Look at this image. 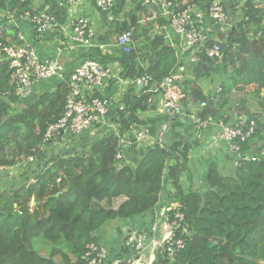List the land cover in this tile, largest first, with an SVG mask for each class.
Wrapping results in <instances>:
<instances>
[{
	"label": "trees",
	"instance_id": "obj_1",
	"mask_svg": "<svg viewBox=\"0 0 264 264\" xmlns=\"http://www.w3.org/2000/svg\"><path fill=\"white\" fill-rule=\"evenodd\" d=\"M65 1L59 0L63 4ZM214 1L191 3L207 13ZM253 1L247 3L234 30L223 38L224 44L214 39L206 43V49L221 47L222 60L209 59L203 49L198 56L190 52L186 57L189 61L198 57L189 67L166 40L165 32H160L170 24L160 7L143 3L133 24L120 35L133 31L132 50L122 53L125 72L130 79L149 75V87L132 93L125 108L115 109L110 122L118 135L106 130L100 140L66 156L52 153L48 159L47 147L53 142L45 145L44 138L49 125L64 116L68 83L33 97L23 106L9 63L0 60V166L9 169L33 158L23 172V181L0 191V264H86L83 255L90 244H99V231L109 223L144 218L160 207L165 193L170 202L179 203L169 213L171 221L174 213H181L184 220L180 224L189 235H185L186 247L178 257L170 259L160 249L153 264H264V52L255 49L264 47V30L258 42L251 41L245 32H251L255 21L263 19ZM33 7V0H0L1 20L35 14L38 11ZM176 8L182 10L184 6ZM0 42L8 43L6 37ZM235 46L240 47L236 54ZM180 64L186 68L180 82L182 105L188 110L192 130L182 114L149 122L140 118L150 109L153 97L161 94L162 81ZM215 76L227 78V82L224 79L221 89L209 96L200 83ZM253 84L257 89L252 95L233 98L235 86L243 92ZM95 97L102 98L99 93ZM189 103L199 108L195 115L189 111ZM193 118L233 128L238 118L245 120V131L252 128L253 133L240 143V155H252L255 161L239 160L233 173H221L211 165L200 190H185L182 178L191 169L189 155L194 149L191 136L204 129ZM164 124L170 128L162 146L154 144L133 164L127 153L118 166L119 141L132 128L145 127L157 139ZM167 185L173 193H168ZM112 253L114 250L108 253L105 264H114L115 259L125 260L119 264H134L141 255L134 257L126 246L118 254Z\"/></svg>",
	"mask_w": 264,
	"mask_h": 264
},
{
	"label": "crops",
	"instance_id": "obj_2",
	"mask_svg": "<svg viewBox=\"0 0 264 264\" xmlns=\"http://www.w3.org/2000/svg\"><path fill=\"white\" fill-rule=\"evenodd\" d=\"M50 1V4H48ZM33 0L34 11H38L35 14L40 15L48 14L55 19L54 26L50 27L47 31L42 33L35 32L34 28L22 19H6L5 22L0 17V39L2 37L7 38V42L16 45H23L31 48L36 56L43 62H58L62 66V71L54 78L46 81H41L33 84L31 95L26 100H22V105L27 106L31 103L33 97H39L44 92L54 91L60 84L68 81L70 74L74 70L87 61H98L102 65L106 66L111 71L110 81L106 86L96 89L99 95L109 103V115L105 119V123L95 126V129L85 131L84 133L72 136L64 135L56 143H60L57 152L53 154L59 156H66L77 151H82L96 142L105 135L106 130H114L118 135V130L113 129V124L110 122L115 116V109L117 107L125 108L129 102L130 95L135 92H139L134 86V79H130L125 72L122 63V51L117 44V39L120 33L127 26H131L137 16L138 9L149 0H138V4L135 5L136 0H110L113 1L112 8L110 11H104L98 8V3L103 0H84L82 4L78 6H66L60 3L59 0ZM174 7L181 4L184 5L186 2L192 0H171ZM226 9H229V19L224 26L217 27L214 22L205 17L202 20V27L210 31V39L222 42L224 44V37L230 30H234L237 23L244 13L245 7L250 0H220ZM176 5V6H175ZM253 6L263 16L261 21L256 20V26L250 27L251 32L246 29V33L249 34L251 41H260L262 36L261 29L264 30V0H254ZM153 10H151V14ZM161 13V11H160ZM77 16H86L90 19L91 26L94 35L91 39V46H80L72 42L71 36V23L72 20ZM166 19V18H165ZM168 20V19H167ZM2 23V24H1ZM257 23H261L260 25ZM145 23H143L144 25ZM157 31V24L155 25ZM165 32L166 40L169 42L171 47L175 49L185 61V64L189 67L191 62L189 58H186L191 51H187L184 48V41L179 37L170 24L164 25L160 28V32ZM99 45V46H98ZM102 45L104 48H101ZM257 53L264 52V47L256 46ZM247 50V47H246ZM240 51V47L235 46L234 53ZM247 57L249 55L247 54ZM0 60H6L0 56ZM194 76V75H193ZM192 76V77H193ZM227 82V78H224ZM223 78L215 76L210 80L200 83L204 89V92L213 96V93L221 89L223 84ZM237 88L233 89L234 99L238 100L244 98L246 95H252L257 86L255 84L247 86L245 91L238 92ZM264 92V89L262 90ZM86 97H92L94 93L85 94ZM213 99V98H212ZM234 100V101H235ZM250 103V101H249ZM21 105V107H23ZM256 103L253 104V108H256ZM189 111H193L195 115L198 111V107L193 103L187 104ZM207 108L211 106V100L206 105ZM205 106V107H206ZM18 110H20L18 108ZM163 110V97L162 94L155 95L151 102L150 109L141 114L140 118L149 122L153 118L164 117ZM183 118L189 125V129L192 130L191 122H189L188 110L183 104L182 109ZM218 121V124L221 122ZM193 124V123H192ZM145 127L139 129L132 128L131 132L122 139L128 141V148L124 152L129 153L131 163L133 164L137 158L145 152L148 148L154 146L157 143L150 134L149 138L139 143L138 132ZM198 131L194 136H191L192 143H198L197 150H191L190 154V167L191 169L182 178V187L187 190H200L203 187V181L206 178L211 165H216L221 173L230 172L233 173L236 168L237 154H235L226 142L220 138L221 127L216 124H208ZM31 166V163L25 162L22 164V172L27 169V166ZM122 165H118L119 167ZM7 189V188H6ZM5 189H0L4 191ZM168 191V190H167ZM169 193V191H168ZM163 196L160 207L156 208L153 212L146 215L144 218H137L129 222H114L109 223L104 229L97 233L99 244L105 247L109 252L114 250L113 254H118L119 251L124 248L126 237L129 232L138 231L145 232L147 234V244L145 251L142 252L140 258L134 264H153L157 254L161 248L162 243L170 232V225L167 219L162 216L165 210L177 207L176 202H170L168 197ZM111 255V254H110ZM111 258V257H110ZM116 260V259H115ZM113 261L114 264L124 263L125 260ZM132 259H130V262ZM107 263V262H105Z\"/></svg>",
	"mask_w": 264,
	"mask_h": 264
},
{
	"label": "built area",
	"instance_id": "obj_3",
	"mask_svg": "<svg viewBox=\"0 0 264 264\" xmlns=\"http://www.w3.org/2000/svg\"><path fill=\"white\" fill-rule=\"evenodd\" d=\"M84 0H66V6H78ZM112 1L103 0L98 3V8L109 11L112 8ZM148 4H156L160 7L161 14L170 22V26L176 34L184 41V48L187 51L194 52L197 56L205 49V54L209 59L222 60L223 54L221 47L216 45L206 49V43L210 39V31L202 27V20L205 17L210 18L217 27L224 26L228 19V11L220 0L214 1L208 9V12H202L197 4L186 2L184 9L178 10L174 7L171 0H149ZM22 20L29 23L37 33L47 31L54 26L55 19L48 14H31L26 13ZM71 40L80 46H91V39L94 35L90 19L86 16H77L72 20ZM133 42V32L126 31L122 33L117 41L118 46L125 54L131 52V44ZM99 46V45H98ZM101 48H104L100 45ZM195 55L190 62L194 63L198 57ZM0 56L9 63L12 73V79L16 85V95L20 100H26L31 95L34 83L50 80L56 77L61 71L62 66L58 62H43L35 54V52L23 45L3 44L0 42ZM186 71L184 65H179L176 71L165 78L160 84V90L163 97V114L167 119H171L182 113V100L184 94L180 88V82L183 79L182 73ZM111 78L110 69L99 63L98 61H87L82 66L77 67L70 76V92L67 98L64 116L56 123L49 125L46 132L44 143L58 141L64 135L77 136L91 127L105 123V119L109 114V103L99 97H86L85 93H94L97 87L102 88L107 85ZM152 79L150 76H143L134 80V85L138 90L148 88ZM201 127H205L208 123L201 122L199 119L193 118ZM236 127L220 124L222 132L220 138L229 144L231 150L238 155L239 160L255 161L254 156L240 155V143L245 142L253 133V129L245 131V121L238 118ZM114 129V125L111 126ZM168 124H164L156 141L159 145H163L164 136L168 130ZM139 143L142 144L149 138L147 129L138 132ZM128 148V141L120 139L116 161L119 163L124 159V152ZM264 155V151H263ZM3 170V167H0ZM169 210H165L168 215ZM184 220L183 215L179 212L174 213L173 221L170 218V232L161 247L169 258L175 259L178 254L186 246L185 235H189L187 230H183L181 222ZM180 232V235L178 236ZM147 244V234L145 232H131L126 237V247L140 255L145 251ZM108 251L105 247L98 244H90L83 255L86 264H105Z\"/></svg>",
	"mask_w": 264,
	"mask_h": 264
},
{
	"label": "rangeland",
	"instance_id": "obj_4",
	"mask_svg": "<svg viewBox=\"0 0 264 264\" xmlns=\"http://www.w3.org/2000/svg\"><path fill=\"white\" fill-rule=\"evenodd\" d=\"M212 79V78H211ZM210 80V79H208ZM205 81L207 80H204L202 81L201 83H204ZM182 109H183V105H182ZM170 128V127H169ZM169 128L168 130L166 131L167 133L169 132ZM166 134V133H165ZM193 138H191L192 140ZM59 145L60 148L62 147L60 145V143H52L51 145H49L47 148H48V159H50L51 157V154L56 151L57 152V148L56 145ZM199 147H198V143H194V150H197ZM193 150V151H194ZM190 154H191V151H190ZM190 157V155H189ZM177 162H179V164H181L180 162V157L177 158ZM23 168H22V163H20V165H17L15 167H12V168H9V169H4L3 171H0V189H10L13 185H19L22 181H23V172H22ZM5 171H7L8 173H6ZM186 174V173H185ZM184 174V175H185ZM183 175V176H184ZM167 189L170 193H173V190L172 188L167 185ZM176 202V201H174ZM177 205L179 204L178 202H176Z\"/></svg>",
	"mask_w": 264,
	"mask_h": 264
},
{
	"label": "clouds",
	"instance_id": "obj_5",
	"mask_svg": "<svg viewBox=\"0 0 264 264\" xmlns=\"http://www.w3.org/2000/svg\"><path fill=\"white\" fill-rule=\"evenodd\" d=\"M112 2H113V1H112ZM151 5H153V4H151ZM224 6H225V5H224ZM225 8H226V7H225ZM226 10H227V9H226ZM109 11H110V10H109ZM163 17H164V16H163ZM166 19H167V18H166ZM168 22H169V20H168ZM169 23H170V22H169ZM132 32H133V31H132ZM118 38H119V37H118ZM117 41H118V39H117ZM7 44H11V43H7ZM132 44H133V42H132ZM132 44H131V48H132ZM131 50H132V49H131ZM121 51H122V49H121ZM122 53H124V52L122 51ZM124 54H125V53H124ZM83 64H84V63H83ZM83 64H82V65H83ZM82 65H80V66H82ZM80 66H79V67H80ZM105 67H106V66H105ZM108 69H109V68H108ZM110 72H111V71H110ZM70 76H71V74H70ZM70 76L68 77V81H67V83H68V87H69V92H70V86H69ZM144 76H149V75H144ZM142 77H143V76H142ZM138 78H141V77H138ZM138 78H136V79H138ZM136 79H134V80H136ZM134 80H133V82H134ZM109 81H110V79H109ZM134 86H135V85H134ZM135 88H137V87L135 86ZM145 89H147V88H145ZM141 91H142V90H139V93H140ZM97 93H98V90L96 89V90L94 91V94H97ZM85 94H87V93H85ZM68 95H69V93H68ZM94 97H95V95H94ZM67 98H68V96H67ZM101 99H103V98H101ZM104 100H105V99H104ZM181 114H182V113H181ZM108 115H109V114H108ZM106 119H107V118H106ZM244 121H245V120H244ZM220 124H222V123H220ZM220 124H219V126H220ZM207 125H208V124H207ZM220 127H221V126H220ZM88 130H89V129H88ZM88 130H87V131H88ZM221 132H222V128H221ZM220 135H221V133H220ZM222 141H223V140H222ZM224 142H225V141H224ZM54 143H56V141H54L53 144H54ZM47 144H48V143H47ZM47 144L45 143V145H47ZM235 154H236V153H235ZM237 158H239L238 155H237ZM29 162L32 163V162H33V158H30V160L27 161V163H29ZM117 163H118V162H117ZM121 163H122V162H119L118 164L120 165ZM0 167H1V166H0ZM4 169H5V168L3 167V170H4ZM3 170H0V171H3ZM62 194H63V193H62ZM62 194H61V195H62ZM61 195H60V196H61ZM60 196H59V197H60ZM57 197H58V196H57ZM169 213H170V212H169ZM169 213H168V215H167L166 212H165V216H164V217L167 219V221H168L169 224H170V223H171V222H170V218H171V216H170ZM182 228H183V227H182ZM183 230H186V229L183 228ZM133 232H138V231H133ZM133 232H132V233H133ZM129 233H131V232H129ZM94 244H95V243H94ZM98 245H100V244H98ZM101 246H102V245H101ZM125 246H126V245H125ZM185 247H186V246H185ZM160 249L162 250V247H161ZM183 250H184V249H183ZM183 250H182V251H183ZM162 251H163V250H162ZM178 255H179V254H178ZM167 256H168V255H167ZM107 257H108V256H107ZM177 257H178V256H177ZM170 259H171V258H170Z\"/></svg>",
	"mask_w": 264,
	"mask_h": 264
},
{
	"label": "water",
	"instance_id": "obj_6",
	"mask_svg": "<svg viewBox=\"0 0 264 264\" xmlns=\"http://www.w3.org/2000/svg\"><path fill=\"white\" fill-rule=\"evenodd\" d=\"M229 11V9H227ZM62 193L58 194L57 196L59 197Z\"/></svg>",
	"mask_w": 264,
	"mask_h": 264
}]
</instances>
